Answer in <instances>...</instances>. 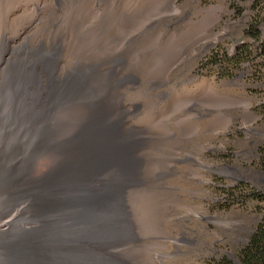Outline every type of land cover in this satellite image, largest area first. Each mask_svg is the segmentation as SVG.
I'll return each mask as SVG.
<instances>
[{
  "label": "rangeland",
  "instance_id": "1",
  "mask_svg": "<svg viewBox=\"0 0 264 264\" xmlns=\"http://www.w3.org/2000/svg\"><path fill=\"white\" fill-rule=\"evenodd\" d=\"M263 2L0 0V44L33 48L61 35V74L81 73V64L92 67L100 59L106 66L114 56L125 59L117 78L133 79L109 89L129 111L120 134L135 132L144 144L135 153L143 158L139 176H163L135 190L133 233L141 239L138 253L162 252V264H238L253 232L260 204L245 197L264 187L257 168V149L264 144V69L260 42L245 29ZM259 31L263 36L264 22ZM247 44L251 56L243 49ZM89 79L108 81L103 71ZM103 147L108 160L124 156L112 152V142ZM132 183L129 175L125 184ZM72 189L86 214L105 198L82 180Z\"/></svg>",
  "mask_w": 264,
  "mask_h": 264
},
{
  "label": "bare ground",
  "instance_id": "2",
  "mask_svg": "<svg viewBox=\"0 0 264 264\" xmlns=\"http://www.w3.org/2000/svg\"><path fill=\"white\" fill-rule=\"evenodd\" d=\"M44 41L33 48L0 44V264H162V252L138 253L134 235L136 191L163 176H139L143 158L135 153L144 144L135 132L120 134L129 111L109 89L133 79L117 78L125 59L61 74L64 37ZM97 71L107 83L89 79ZM107 141L124 156H101ZM129 175L134 183L126 185ZM77 180L104 192L89 214L72 194Z\"/></svg>",
  "mask_w": 264,
  "mask_h": 264
},
{
  "label": "trees",
  "instance_id": "3",
  "mask_svg": "<svg viewBox=\"0 0 264 264\" xmlns=\"http://www.w3.org/2000/svg\"><path fill=\"white\" fill-rule=\"evenodd\" d=\"M258 5V1L256 2ZM264 22V2L261 4L260 12L255 15L251 21L246 24L245 33L247 36L258 45L260 51V57L263 59L261 67L264 69V35L261 36L259 31V24ZM244 51L248 56L252 55L249 45L244 46ZM259 161L257 168L264 174V144H262L259 149ZM234 197V194H231ZM238 199H242L243 195L241 192L236 195ZM247 200L254 199L260 206H257L255 211L256 224L254 226L253 232L248 238L246 245L238 252V264H264V187L258 191L250 192V197H245Z\"/></svg>",
  "mask_w": 264,
  "mask_h": 264
}]
</instances>
